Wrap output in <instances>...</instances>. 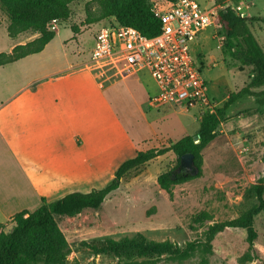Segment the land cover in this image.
I'll return each instance as SVG.
<instances>
[{"label":"rangeland","instance_id":"rangeland-1","mask_svg":"<svg viewBox=\"0 0 264 264\" xmlns=\"http://www.w3.org/2000/svg\"><path fill=\"white\" fill-rule=\"evenodd\" d=\"M196 1L202 7L215 8L216 19L221 9L237 5L244 16L257 17L250 29L264 51V0ZM87 6L96 9L97 0L69 4L68 19L60 21L44 54L28 60L34 68L27 67L25 77H40L44 66L63 67L89 60L94 33L110 18L86 24ZM8 23L0 7V53L38 36L22 33L11 38ZM222 41L215 20L191 44L193 56L202 63L209 97L217 107L230 93L246 86L252 76L250 66H240L221 51ZM38 66L43 72L37 73ZM22 76L18 64L0 67V100L13 92ZM98 79L141 150L161 148L170 140L196 133L198 106L148 104L157 86L147 71L126 78L105 71ZM250 89L263 91L264 85ZM263 157L264 104L244 95L226 109L214 138L202 150L198 176L160 187L157 176L175 161V155L168 152L127 173L98 209L59 218L69 246L68 264H264ZM255 186L262 188L260 196ZM237 219L240 223L247 220L249 225H229ZM215 225L222 228L208 241L209 229Z\"/></svg>","mask_w":264,"mask_h":264},{"label":"crops","instance_id":"crops-1","mask_svg":"<svg viewBox=\"0 0 264 264\" xmlns=\"http://www.w3.org/2000/svg\"><path fill=\"white\" fill-rule=\"evenodd\" d=\"M49 43L13 62L23 79L0 100V223L5 231L16 212L37 208L43 197L52 201L104 186L123 161L141 150L105 86L80 62L44 66L40 77H25L34 68L28 60L43 55Z\"/></svg>","mask_w":264,"mask_h":264},{"label":"trees","instance_id":"trees-1","mask_svg":"<svg viewBox=\"0 0 264 264\" xmlns=\"http://www.w3.org/2000/svg\"><path fill=\"white\" fill-rule=\"evenodd\" d=\"M72 1L74 0H0V7L9 19L6 28L9 37L15 38L22 33L38 34L25 43H15L8 52H1L0 66L41 52L55 36V31L49 30L47 24L52 19L67 20ZM223 1L225 0H218ZM97 4L96 9L86 7V24L114 18L120 25L130 26L146 37L157 35L160 31L161 22L151 9L150 0H97ZM257 20L259 19L255 16L241 17L229 7L221 9L216 19L223 37L221 51L228 53L240 66L251 67L252 76L246 86L238 92L230 93L214 113L200 110L195 134L184 135L176 141L170 140L167 146L161 148L137 151L135 156L117 167L113 178L104 186L92 188L88 192H69L52 201L43 197L37 208L16 212L11 217L13 226L9 231H5L4 224L0 223V264H68L69 246L59 228L58 219L77 215L85 209H98L106 197L119 187L127 173L158 156L168 152L175 155L173 165L167 166L157 176L160 187L167 188L171 184H179L198 176L201 171L202 150L214 138V132L223 120L226 109L244 95L253 96L258 105L264 104V90L250 89L264 85V51L250 29L251 24ZM72 30L78 31L75 27ZM200 64L202 68V63ZM185 153L193 154L194 164L198 167L197 174H186L180 167V157ZM254 189L260 196L262 188L255 186ZM242 224L249 225V221L240 223L237 219L229 222L232 226ZM221 228V225L211 227L207 240L210 241ZM252 237L249 229L250 243Z\"/></svg>","mask_w":264,"mask_h":264},{"label":"built area","instance_id":"built-area-1","mask_svg":"<svg viewBox=\"0 0 264 264\" xmlns=\"http://www.w3.org/2000/svg\"><path fill=\"white\" fill-rule=\"evenodd\" d=\"M150 1L161 22L157 35L143 36L110 18L95 31L89 60L82 67L98 78L105 71L126 78L145 70L157 86V92L148 100L150 106L183 104L214 113L218 105L209 97L200 61L193 56L191 44L201 30L215 23L216 9L202 7L196 0ZM231 9L244 17L241 6ZM59 24L60 20L52 19L47 26L56 31Z\"/></svg>","mask_w":264,"mask_h":264},{"label":"water","instance_id":"water-1","mask_svg":"<svg viewBox=\"0 0 264 264\" xmlns=\"http://www.w3.org/2000/svg\"><path fill=\"white\" fill-rule=\"evenodd\" d=\"M180 167L184 169L186 174L195 175L198 172V167L194 164L192 153H185L181 155Z\"/></svg>","mask_w":264,"mask_h":264}]
</instances>
